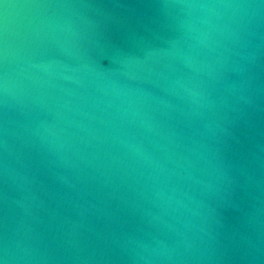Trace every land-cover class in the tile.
Masks as SVG:
<instances>
[{
    "label": "water",
    "instance_id": "water-1",
    "mask_svg": "<svg viewBox=\"0 0 264 264\" xmlns=\"http://www.w3.org/2000/svg\"><path fill=\"white\" fill-rule=\"evenodd\" d=\"M0 264H264V0H0Z\"/></svg>",
    "mask_w": 264,
    "mask_h": 264
}]
</instances>
